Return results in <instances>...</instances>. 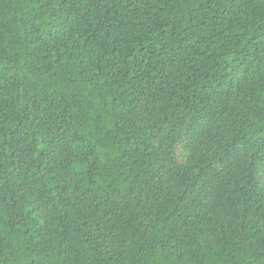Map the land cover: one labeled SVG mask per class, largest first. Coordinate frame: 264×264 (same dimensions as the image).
I'll use <instances>...</instances> for the list:
<instances>
[{"label":"trees","instance_id":"1","mask_svg":"<svg viewBox=\"0 0 264 264\" xmlns=\"http://www.w3.org/2000/svg\"><path fill=\"white\" fill-rule=\"evenodd\" d=\"M0 264H264V0H0Z\"/></svg>","mask_w":264,"mask_h":264},{"label":"rangeland","instance_id":"2","mask_svg":"<svg viewBox=\"0 0 264 264\" xmlns=\"http://www.w3.org/2000/svg\"><path fill=\"white\" fill-rule=\"evenodd\" d=\"M175 155H176V159L178 161V163L180 164H184L186 161V157H187V152L185 151V149L182 147L181 144H178L176 149H175Z\"/></svg>","mask_w":264,"mask_h":264}]
</instances>
